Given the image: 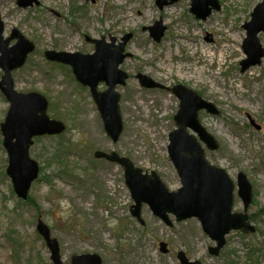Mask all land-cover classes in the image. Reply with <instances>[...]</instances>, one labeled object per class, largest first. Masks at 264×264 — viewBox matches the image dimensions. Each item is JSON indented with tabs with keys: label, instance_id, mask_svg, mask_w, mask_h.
<instances>
[{
	"label": "rangeland",
	"instance_id": "374dc122",
	"mask_svg": "<svg viewBox=\"0 0 264 264\" xmlns=\"http://www.w3.org/2000/svg\"><path fill=\"white\" fill-rule=\"evenodd\" d=\"M219 1L221 9L201 20L191 13V0L163 9L156 0H39L28 7L0 0L3 36L18 29L35 45L25 64L11 73L15 89L43 94L49 100L47 114L66 125L61 134L34 139L30 156L39 163L40 174L26 200L15 193L6 172L0 128V264H53L37 231L38 218L58 240L64 262L73 255L98 253L101 264H180L182 250L202 264H264V58L244 72L240 65L246 58L243 24L262 0ZM160 19L167 29L158 42L147 27ZM129 33L125 52L131 56L120 65L129 78L116 88L123 132L114 142L89 88L80 85L70 66L47 60L44 52L93 53L95 45L86 35L120 41ZM260 41L264 46V32ZM206 49H213L209 56ZM138 73L166 88L143 87ZM2 75L0 66V80ZM178 83L220 111L200 112L220 145L212 150L202 143L207 160L226 169L235 184L237 175L245 173L253 187L248 212L255 231H232L217 256L209 252L215 242L198 218L179 222L171 215L174 225L169 227L144 203L142 225L130 212L134 201L124 168L94 156L96 150H114L137 167L155 170L170 190H177L181 181L168 144L180 103L171 87ZM105 88L104 83L99 87ZM9 106L0 90V124ZM243 206L236 185L234 211L242 212ZM163 241L168 253L160 250Z\"/></svg>",
	"mask_w": 264,
	"mask_h": 264
},
{
	"label": "water",
	"instance_id": "95a60500",
	"mask_svg": "<svg viewBox=\"0 0 264 264\" xmlns=\"http://www.w3.org/2000/svg\"><path fill=\"white\" fill-rule=\"evenodd\" d=\"M178 0H156L160 9ZM39 0H17L22 7L32 6ZM219 0H191L190 11L198 18L206 20L214 10L219 11ZM246 38L243 49L246 58L241 64L244 72L250 67L260 64L264 57V47L259 34L264 31V0L254 8L251 19L243 24ZM151 36L160 41L166 31L162 19L148 27ZM4 27L0 21V66L4 74L0 80V89L10 102V107L1 123L4 146L9 155L7 173L11 177L15 193L26 200L33 181L38 177L39 163L30 157V147L34 137L39 135H56L62 133L66 125L59 120L51 119L47 114L48 99L41 93L17 91L11 75L12 70L23 66L27 56L35 48L18 29H13L10 37L3 36ZM132 34H126L117 42L110 36L92 38L86 35V40L95 44L93 53L67 52L46 50L45 56L50 61L68 64L72 67L76 79L84 86H89L92 96L101 113L104 127L110 138L117 142L123 131V121L120 111V94L117 85H125L128 73L120 68L130 53L125 47ZM17 38L14 46L8 47L10 40ZM140 83L148 88L164 87L146 74L138 73ZM104 82L106 89L99 90V84ZM180 99V108L174 116L177 128L169 134L168 154L177 169L181 179V187L170 191L160 175L152 170L144 171L116 151L95 152L96 158H105L124 167L126 184L130 189L134 204L131 213L141 224L142 207L146 203L153 213L166 225L172 227L174 221H184L192 217L200 220L203 230L216 241L209 247V252L219 255L226 244V235L232 230H242L244 233L254 232L256 227L250 222L248 207L252 202L253 191L245 173L237 176L239 196L243 200L244 211L233 212L235 184L226 169L211 164L205 155L202 142L212 150L219 148L215 137L202 125L199 111L205 109L209 113L219 114L217 106L191 88L183 84L172 87ZM189 128L197 135L189 131ZM37 230L43 236L51 252L53 264H101L102 257L97 253L78 254L71 258L70 263L62 260L60 244L52 237L50 227L38 219ZM160 250L168 253V243L160 242ZM177 257L180 264H202L199 260L192 261L185 251H179Z\"/></svg>",
	"mask_w": 264,
	"mask_h": 264
},
{
	"label": "bare ground",
	"instance_id": "6f19581e",
	"mask_svg": "<svg viewBox=\"0 0 264 264\" xmlns=\"http://www.w3.org/2000/svg\"><path fill=\"white\" fill-rule=\"evenodd\" d=\"M212 50H213V49H206V50L204 51L205 55H206V56H209L208 53H209L210 51H212ZM157 66H158L159 68H165V66H164L163 64H158Z\"/></svg>",
	"mask_w": 264,
	"mask_h": 264
},
{
	"label": "trees",
	"instance_id": "16d2710c",
	"mask_svg": "<svg viewBox=\"0 0 264 264\" xmlns=\"http://www.w3.org/2000/svg\"><path fill=\"white\" fill-rule=\"evenodd\" d=\"M30 201V200H29ZM33 203V202H32Z\"/></svg>",
	"mask_w": 264,
	"mask_h": 264
}]
</instances>
